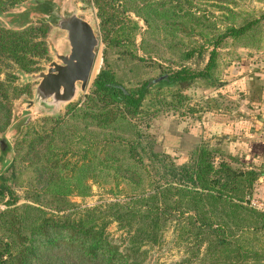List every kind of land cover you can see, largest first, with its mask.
Returning a JSON list of instances; mask_svg holds the SVG:
<instances>
[{
    "label": "trees",
    "instance_id": "16d2710c",
    "mask_svg": "<svg viewBox=\"0 0 264 264\" xmlns=\"http://www.w3.org/2000/svg\"><path fill=\"white\" fill-rule=\"evenodd\" d=\"M18 1L0 0V10ZM90 1L105 45L134 46L139 26L126 13L145 27L140 45L146 34L160 31L169 48L183 46L184 38L196 45L181 49L180 63H157L155 76L128 85L102 57L78 102L21 131L9 178L15 183L21 168L29 169L39 187L29 202L17 203L18 196L0 179V264H149L147 247L159 244L168 228L183 247L172 264H264V251L248 246L252 235L264 238V211L243 197L256 173L234 170L230 161L236 159L207 144L175 163L147 130L157 113L184 105L183 91L196 79L209 85L219 81L222 44L251 36L264 13L235 21L233 0ZM47 29L39 22L21 30L0 27V74L9 64L26 72L34 58L42 57ZM173 41L177 45L168 43ZM204 50L201 68L182 63ZM124 52L143 60L129 49ZM22 88L0 79V130L10 117V99ZM90 182L106 188L108 200L92 206L66 200L88 195ZM40 195H48L50 205ZM112 223L117 236L108 231Z\"/></svg>",
    "mask_w": 264,
    "mask_h": 264
},
{
    "label": "rangeland",
    "instance_id": "374dc122",
    "mask_svg": "<svg viewBox=\"0 0 264 264\" xmlns=\"http://www.w3.org/2000/svg\"><path fill=\"white\" fill-rule=\"evenodd\" d=\"M83 1H87L91 7L92 12L89 17L93 20V24L98 36L96 57L88 86L99 66L102 64V57L105 58L107 64L109 63L110 67L115 73L116 78L123 84L128 85L136 81H141L155 76L159 70L157 63L161 65H167L170 61L172 62L170 65L176 64V62L180 63L181 49H188L190 46L196 45L195 40L192 42L190 39L184 38L182 40L184 43L183 46H170L169 48V46L165 44L166 41L164 38H162L164 34L161 31L157 34H146L143 43L140 45V40L142 39L141 34L145 27L142 21H140L139 18L134 16L132 13L126 14L135 22H137L139 26L137 33L134 36V46L124 45L113 47L105 45L101 42L100 38L99 18L96 14V8L90 0ZM233 2L235 5V10L238 11L235 21H241V19L246 16L245 14H247V17H251L257 16L260 13H264V0H233ZM20 8V5L10 6L8 4L3 10L14 12L20 10ZM105 9L108 11L107 7ZM212 11V15H218V11ZM212 19L215 20L217 26L220 25V21L217 17ZM54 32L56 31L48 27L44 37H49L52 39L51 36ZM174 41L168 43H172L171 45H177L174 44L176 43ZM244 44L247 46H241ZM124 49H129L133 54L142 57L143 60L130 58L126 55ZM219 53L221 54L219 59V64L221 65V67H219V81L209 85L206 79H196V81L189 88L183 91L187 97L184 105L176 110L166 109L157 113L154 117L150 118L147 130L154 136L158 146L163 151L168 153L175 163L185 162L189 157L190 151L195 146L200 144H207L209 146L217 147L224 156L231 155L234 159H236L234 161H230V166L234 170L244 171L245 173L247 171L256 173L257 177L253 179L252 182H250L249 186L243 193V197L248 205L260 210L259 208L251 205L250 201L253 200L264 203V185L262 184L263 180L261 182H257L259 172H264L261 169L262 167L256 166L248 160H238L234 155H232L228 147V141L224 139L219 140L220 135L215 137L216 134H218L219 129L217 126H213L211 129H209V131H207L209 126L206 125L207 121L205 118L210 117L211 114L219 113V110L222 107L223 102L221 100L223 97L217 89L220 87L219 84L223 83L221 82V79L224 75H226L227 71L229 76L233 75L232 68L236 63H238L241 59H245L246 62L249 61L248 63L250 65V69H253L254 67V69H259V71L262 69L260 72L264 70V18L262 19L260 26L253 31L251 36L242 38L238 42L226 39L222 44V48L219 49ZM236 56L240 57L239 60L236 58ZM206 57L207 52L204 50L199 55L195 53L192 57L186 61H183L182 63H185L192 68H201L206 61ZM43 58L47 60L50 59L46 56V54H44V56L39 59ZM37 63H39V60H36V64L33 65V71L43 68ZM11 69H13L12 64L2 66L0 79L4 82H8L11 87H23L22 89L24 90L10 99V117L6 126L9 123L17 99L22 95L30 96V88L33 84L27 83L23 86H17L15 83L19 77L9 72ZM38 119L40 118L35 117L30 123H34ZM6 126L0 130V132H2ZM172 132L180 134L179 142H174L175 140L173 137H171ZM14 159L15 149L14 158L11 165L13 164ZM215 161H218V158H216ZM10 167L3 171H1L0 168V179L2 178L5 182V185L9 186L14 191V194L18 196L17 203L29 202L27 200L28 196L31 197L33 190L37 189L39 184H33L30 170L22 168L17 174L15 183L10 181L8 174ZM246 177L249 178L250 175H246ZM90 184V193L88 195L69 196L66 198V200L80 206H92L99 202L108 200L109 195L106 191V188H98L91 182ZM107 185L108 184H105L103 187H108ZM38 199L50 205L48 195H40ZM1 205L2 204L0 202V206ZM108 231L114 236L119 234V231L116 229L113 223L109 225ZM248 241V246L258 251H264V238L261 234L257 233L252 235V237H249ZM182 248V242L176 236H172V229L168 228L164 231L162 241L159 244L152 247H147V263L172 264L182 255Z\"/></svg>",
    "mask_w": 264,
    "mask_h": 264
},
{
    "label": "water",
    "instance_id": "95a60500",
    "mask_svg": "<svg viewBox=\"0 0 264 264\" xmlns=\"http://www.w3.org/2000/svg\"><path fill=\"white\" fill-rule=\"evenodd\" d=\"M20 10H0V27L21 30L37 22L55 30L52 39L42 37L45 58L39 59L40 70L25 72L12 64V74L19 77L17 86L33 83L30 96H20L6 128L0 132V168H9L14 140L35 117H57L70 103L78 102L86 93L98 46V36L89 17L91 7L83 0H19ZM97 73V71H96ZM95 73V74H96ZM19 113V114H18ZM226 138L219 137V140Z\"/></svg>",
    "mask_w": 264,
    "mask_h": 264
},
{
    "label": "crops",
    "instance_id": "0c3cea01",
    "mask_svg": "<svg viewBox=\"0 0 264 264\" xmlns=\"http://www.w3.org/2000/svg\"><path fill=\"white\" fill-rule=\"evenodd\" d=\"M248 62L241 59L233 66V75L229 76L227 71L223 76L221 88L217 89L224 99L221 100L222 107L219 113L211 114L205 120L210 127L207 126V131L217 126L215 137L226 136L224 140L228 141L232 155L238 160H248L264 171V70L250 69ZM171 134L174 142H179L180 134ZM262 180L264 185V172H259L257 182Z\"/></svg>",
    "mask_w": 264,
    "mask_h": 264
},
{
    "label": "built area",
    "instance_id": "2783aa9c",
    "mask_svg": "<svg viewBox=\"0 0 264 264\" xmlns=\"http://www.w3.org/2000/svg\"><path fill=\"white\" fill-rule=\"evenodd\" d=\"M250 204L264 211V203L257 201H250Z\"/></svg>",
    "mask_w": 264,
    "mask_h": 264
},
{
    "label": "flooded vegetation",
    "instance_id": "af4514ba",
    "mask_svg": "<svg viewBox=\"0 0 264 264\" xmlns=\"http://www.w3.org/2000/svg\"><path fill=\"white\" fill-rule=\"evenodd\" d=\"M44 56V55H43ZM42 56V57H43ZM42 57H36V58H42ZM34 64H36V60H32V63H30L29 65H28V68H27V70H26V72H32L33 70H34V67H33V65ZM27 86V85H26Z\"/></svg>",
    "mask_w": 264,
    "mask_h": 264
}]
</instances>
